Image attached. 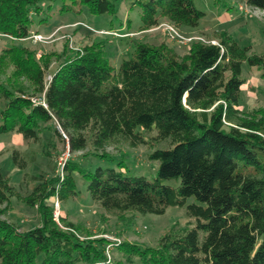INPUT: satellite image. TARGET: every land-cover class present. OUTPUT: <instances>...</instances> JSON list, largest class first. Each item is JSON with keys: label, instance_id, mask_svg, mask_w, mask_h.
Returning <instances> with one entry per match:
<instances>
[{"label": "trees", "instance_id": "16d2710c", "mask_svg": "<svg viewBox=\"0 0 264 264\" xmlns=\"http://www.w3.org/2000/svg\"><path fill=\"white\" fill-rule=\"evenodd\" d=\"M45 1L0 0V36L31 37L32 16ZM234 1L264 11V0ZM84 7L92 15L119 12L118 0H64L58 11L81 14ZM133 11L140 16V32L162 20L197 29L206 17L195 0H131ZM204 37L207 42L194 43L184 55L167 43H137L118 68L106 44L94 37L74 56L46 53L38 60L26 46L2 50L0 77L10 59L12 77L26 79L32 93L0 82V135L16 133L39 144L56 124L71 153L89 146L100 152L118 142L168 147L149 155L159 163L152 181L113 168L87 171L74 162L66 165L65 177L47 179L27 172L35 155L11 148L30 194L23 197L0 171V206H5L0 216L16 199L37 208L41 223L22 232L0 217V264H264V111L241 109L244 64L264 71V54L240 46L226 31ZM54 63L58 69L46 81ZM39 95L46 107L34 104ZM54 132L67 145L57 128ZM75 173L87 180L92 200L107 214L160 216L169 207H186L194 224L177 225L157 246L125 241L116 246L124 259L109 260L105 239L92 238L68 216L61 215L60 226L47 204L55 196L62 204L76 198Z\"/></svg>", "mask_w": 264, "mask_h": 264}, {"label": "rangeland", "instance_id": "374dc122", "mask_svg": "<svg viewBox=\"0 0 264 264\" xmlns=\"http://www.w3.org/2000/svg\"><path fill=\"white\" fill-rule=\"evenodd\" d=\"M199 10L206 14L197 29H189L178 32L185 38H201L207 42L204 34H211L213 31L228 32L242 47L251 46L253 53L264 54V11L246 7L243 3L234 0H221L216 4L215 0H195ZM64 0H47L41 3L42 10L39 14H33L31 25V37L25 40H14L0 36V54L4 48L13 45L26 46L34 50L39 60L43 54H54L57 58L62 56H74L82 54L86 45L95 41H102L106 44L107 54L117 68L123 60L131 57L132 51L137 43H148L159 46L167 43L178 54H186L194 43L202 42L193 40L192 42L182 43L172 40L166 31V25H172L168 21L162 20L161 23L149 31L140 32V16L138 11L130 12L131 0H118L119 12L117 16L92 15L86 7L81 14L65 13L61 14L58 10L63 6ZM130 18V19H129ZM131 23V24H130ZM122 24V25H121ZM117 33V36L111 35ZM35 36H42L37 40ZM58 69V63H54L49 70L46 81ZM244 76L247 84L243 87V97L241 109L244 112L261 109L264 111V71L250 69L247 64L243 67ZM13 65L10 59L7 60L1 72L0 82L5 84L15 83L26 89L31 94L32 89L26 79L15 80L12 77ZM42 96H37L40 99ZM56 124L51 125V130L46 131L41 136V142L34 144L22 140L18 149L25 153L35 155V163L30 164L28 173L42 176L47 179L61 177L62 167L59 159L67 164L69 162L78 163L79 166L87 171H95L97 168H113L118 173L129 177H145L154 180L159 163L149 159V155L156 149L168 147V143L154 145H143L139 148H131L124 142H118L106 147L103 151L97 152L92 146L85 151L68 154L67 145L61 142L54 132ZM5 138V136H3ZM150 135H145V140L150 141ZM150 143V142H149ZM99 155L105 154L102 158ZM8 159V158H7ZM5 161L2 171L5 175L12 178V182L19 187L23 197L30 194L23 181L25 172H14L11 161ZM58 160V161H57ZM2 162V159H1ZM123 162L124 164L120 165ZM66 168V167H65ZM64 169V177H65ZM77 196L67 204H62L55 196L47 202L53 208L54 219L55 205L59 201V211L61 215L68 216L69 221L77 225L78 229H83L92 238L105 239L108 242L106 247L110 250L113 261L122 260L124 256L116 246L123 242L135 243L140 246H157L160 238L176 227H186L194 224L188 218L187 208L169 207L165 215H141L126 213L118 218L113 214H107L103 208L95 203L87 191V180L80 174L75 173ZM192 202V200H191ZM5 206H0V211ZM8 222L17 224L21 231H28L40 226V215L37 208H30L24 203L13 199L8 210L0 216ZM60 224V218L55 219ZM81 236L86 235L79 232ZM120 242V244H117ZM138 263V261H136Z\"/></svg>", "mask_w": 264, "mask_h": 264}, {"label": "built area", "instance_id": "2783aa9c", "mask_svg": "<svg viewBox=\"0 0 264 264\" xmlns=\"http://www.w3.org/2000/svg\"><path fill=\"white\" fill-rule=\"evenodd\" d=\"M166 28H167L166 31H167L168 35L170 36V38L172 40H178L179 42H182V43L192 42L193 40L202 41L204 43L206 42L203 39L197 38V37L190 38V39L185 38L184 36H182L178 32V30L173 25H166ZM111 35H114V36H117L118 37V34L117 33H112ZM35 38L37 40H39V39H42L43 40V37L42 36H35ZM213 44H216V43L213 42ZM50 80H51V77H50ZM33 102H34V104H41L44 107H46V104L44 102V99H42V98H40V99H33ZM57 129L59 130V132L61 133V135L64 137V139L67 141V148H68L67 151H68V154L70 155V150H69V145H68V138L65 135V133L62 131V129L60 128V126H57ZM59 165L62 167L61 177H63V175H64V169H65L67 163L66 162H63L62 159L61 160L59 159ZM54 210H55V216H56L55 219H57V218L59 219L61 217V213L59 211V201L56 202V205H55V209ZM117 244H120V242H118ZM106 254L108 256V259L111 260L112 258L110 256V250L109 249H107Z\"/></svg>", "mask_w": 264, "mask_h": 264}, {"label": "crops", "instance_id": "0c3cea01", "mask_svg": "<svg viewBox=\"0 0 264 264\" xmlns=\"http://www.w3.org/2000/svg\"><path fill=\"white\" fill-rule=\"evenodd\" d=\"M182 31L188 32L190 30L187 28H182ZM3 136H5V138ZM22 140H23V137L19 134H16V133H8V134L0 135V169L3 168L2 165L7 163L5 161V159L8 158L7 161H11L10 149L11 148H18V146L22 142ZM1 159H2V162H1ZM12 168H13L14 172H20L18 169L15 168L13 163H12Z\"/></svg>", "mask_w": 264, "mask_h": 264}]
</instances>
